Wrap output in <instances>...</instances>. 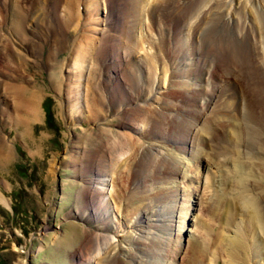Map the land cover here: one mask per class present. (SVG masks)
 Returning <instances> with one entry per match:
<instances>
[{
    "label": "rangeland",
    "instance_id": "374dc122",
    "mask_svg": "<svg viewBox=\"0 0 264 264\" xmlns=\"http://www.w3.org/2000/svg\"><path fill=\"white\" fill-rule=\"evenodd\" d=\"M81 1L83 3L79 5L76 12L79 22L74 20L75 28L72 30L73 34H71L68 47L71 42H78L82 38L81 35L78 38L80 33L96 43L95 51L83 66L87 70L86 74L80 78L78 83L77 94L80 92L82 97L81 103L79 102V107L81 109L83 107L82 115H78L77 107H69L65 98L66 84H70V80L72 81L71 86L75 89L73 84L75 77H73V73L67 71L68 67L62 69V74L58 72L62 76L61 87H56L49 80L51 67L48 66L46 60L48 53L46 46L33 47L31 43H28L23 49L18 47L19 42L14 40L17 45L13 42L10 44L12 43V49H16V51L9 53L11 57L7 56V62L6 58L5 61H0L1 80L7 84L22 83V86L28 90L29 88L34 89L33 86H35L34 90L39 94L38 117L36 121L29 123L27 133L23 135V128L20 125L15 127L18 106L11 102L12 99L5 96V88L2 89L0 83L2 91H0V157L4 160V166H0V264H91L90 255L86 251L95 243L99 244L98 238L102 234L119 241L121 247L125 249V252L117 253L118 258L109 261L108 264H134L133 261L137 258L134 259L131 256L141 253L140 249L143 248L147 249L145 250L147 253L144 251L146 255H143V259L152 260V256L148 252L150 249L147 247V242L150 240L144 239L145 234L149 231L145 226L151 222L143 223L146 221L144 218L147 217L145 216L147 213L139 210L141 206L145 207L149 213L154 211L156 206H160L161 209L165 207L162 213H159L158 216L153 215L150 220H163L162 214L165 218L173 217L171 223L157 222L162 227H159L161 230L159 232L165 237L166 242V238L174 239L180 231L178 226L183 225L178 223L182 222L179 215L187 214L183 232H181V253H178L177 256L178 264H184L188 258L190 261L195 257L191 254L193 246H188L190 238L193 241L194 239L199 240V244L204 241L209 250L202 264H264V235L261 231L264 229V220L261 218L259 221L261 228L258 225L251 226L249 220L252 214H246L243 209L230 211V213L228 208H225L226 205L224 207L226 202L224 197L230 191L242 192L250 197L256 196L258 192L264 194V188L258 186L260 182L264 185V160H261V157L264 158V153H258L259 151L255 148L247 151L244 147L245 142L253 144L248 140L242 141L241 139L248 136L239 134L237 129L235 131V125H231L229 130L231 140L229 142L223 138L226 133L221 131L219 135L224 140L221 139L216 144L214 138L202 136L199 143H203L204 146L199 145L196 148L202 147L201 152L207 160L205 159L203 162L193 160V134L190 133L187 136L188 127L184 122L186 120L189 125L193 123L197 128L205 124L206 118L215 110L214 107L219 98L220 101L229 102L228 104L232 107L229 108L230 111L234 109L236 100L233 99V95L229 98L219 97V92L216 91L211 99L213 87L216 84L223 88L222 82L225 77L222 75L227 71L234 75L236 88L238 87L237 90L241 95L244 94L246 104L253 105L258 100L256 95L252 94L255 86L248 80L247 67L234 68L228 62L224 64L225 59L219 64V57L227 54L230 48L235 47V44H242L246 46V51H249L247 45L256 47L260 42V49L258 48L256 51L253 49L252 53L251 51L250 54L247 53L248 55L245 53V58L246 62L257 69L250 75L256 76V79L262 81L264 78V36L261 41L256 34H249L244 39L241 38L242 25L240 24L242 22L238 23L236 15L233 14V21L227 16L228 19H224L225 23L219 22L217 25V23L210 22L201 28L202 37L201 35L199 38L196 36V40L199 41V49L192 53L190 52L192 51L191 47L196 46L193 45V36L190 34L194 29L195 19L198 18L196 10L201 8V12L204 10L202 13H206V8H208L206 1L199 4L197 2L198 8L196 9L194 2L196 0H172L170 5L168 4L169 7L171 6L168 11L171 14L174 11L172 5L176 6L177 16L176 14L171 17L164 16L160 10L154 16L152 15V19H148L146 14L143 16L141 24L137 21L138 26L132 28V35L134 36L135 32V37H139L140 32L144 31L145 41L140 45L132 44L131 40L125 45L121 44L122 48L133 45L134 55L132 56L128 53L130 51L128 48L121 49L120 46L119 37L121 30L125 27L123 26L125 18L120 17L118 0H99L94 12L93 0H89L88 8L84 7V1ZM104 1L106 2L104 3ZM242 1L244 0H234L235 7H239ZM0 2L2 3L4 0H0ZM46 2L44 8L49 16L47 18H51L53 28L50 32L49 30L43 32L49 34L48 38L51 41L53 40V31L56 30L59 32L60 39V26L62 28V25L58 18L62 16L61 6L56 8L55 0ZM251 2L245 5L249 12L251 9L254 10V3ZM19 5L23 7L22 11H25L22 16L30 18L29 11H32L34 6L38 7V2L37 0H22ZM0 8L3 9L0 11V15H5L6 10L4 11L2 6ZM232 8L234 13L235 8ZM107 10L111 15L104 22L102 20L105 18ZM256 10L259 15L261 8L258 7ZM179 16L185 17L182 18L185 22L183 25L179 22ZM247 17L246 15V28L251 24ZM127 29L131 30V27ZM62 33L64 34V32ZM0 34L4 37L9 36L2 30H0ZM236 39H239V42L235 41ZM244 41L246 44L243 43ZM51 44L53 42H49V46ZM0 48L3 49V46ZM10 48L8 51L11 50ZM71 49L70 47V50H59L56 56L58 61L69 62L72 66L73 60L71 59L76 58L77 54H74ZM19 50L20 52H18ZM21 53L24 56L23 62L18 60ZM201 57L208 59L209 63L206 67L209 68L206 72L203 69L200 75L199 70L196 72V75H199L197 84L200 85L203 95L198 96L193 102L192 99L186 100L181 97L184 93L178 95L176 90L185 89L186 86H182V82L194 83V80L188 79L184 72L190 69V63L193 60ZM134 61L138 62L135 64ZM18 62L21 63L16 66L15 64ZM259 66L263 68H259ZM17 70L18 72H16ZM6 74L7 77L16 76V78L12 82L3 78ZM263 84L264 81L261 84L262 89H264ZM88 88H90L89 97H93L90 101L98 98L97 104L95 101L93 102L97 109L102 111L111 109L108 110L111 115L107 114L105 121L100 120L99 115L95 113H91L93 114L91 116H95L93 121L84 119L87 118L86 108L83 105ZM244 99L242 104H244ZM165 102L179 107L183 104L189 105L187 108L191 110L187 112L184 108V111L162 109L160 106H164ZM154 108L156 109L154 110ZM148 110L152 112L148 113ZM195 111L199 112V122H194L188 116L189 114L193 116ZM232 113V118L229 120L221 114L216 117L232 123L241 124L244 121L248 123L247 114L240 117L239 114ZM166 117L174 118V120L168 122ZM135 119L138 120L135 121ZM141 121H145L146 125ZM119 135H125L131 138V141L137 142V152H134L133 155L128 152L124 154L125 157L128 156L129 163L127 164V161L116 175L107 177L109 183L105 188L108 191L107 199L109 200L103 201L104 195L99 193L100 196L93 197L92 201L96 205H100V209H94L91 206L94 203L90 200L92 196L85 193H91L94 191L93 189L100 187L94 182L105 178V173L101 175L99 160L105 159L104 163L108 166L119 160L109 150L104 153L112 140H119ZM240 135L242 138L238 137ZM181 140H184L182 144ZM2 145L5 148H1ZM255 146L257 147L256 144ZM169 148L179 157L189 158L184 161L191 163L187 165L191 169H188L187 174H192V179L188 178L183 171L179 173L180 169L177 167L175 158L169 161L170 163H164L162 160L161 163L152 164L157 171L156 183L152 182L150 177L146 178L148 173L149 175L155 173L154 171L149 172L147 165L144 164L149 162L147 161L149 155L154 154L158 161L159 156ZM7 153L9 160L6 163L5 155ZM255 160L257 163L254 162ZM251 162L258 165L254 164V168ZM128 167H131L129 172L130 168ZM111 177L115 179L116 183L110 181ZM172 178L177 183L169 184ZM161 180L165 182H160ZM114 184L116 185L113 189L112 185ZM166 185L170 189L166 188ZM192 188L197 189V194L200 197L197 204L191 203V200L189 203L186 202L187 198L190 199L189 193ZM132 194L136 197V201H132L130 198ZM219 196L223 200L221 209L218 204ZM127 200H130L129 205H126ZM159 201L162 202L159 204ZM153 203H158V205H152ZM257 203L261 204L260 201ZM171 208L175 209L174 212H170ZM160 214L161 217H159ZM231 214L232 216H230ZM261 214H263V210ZM140 217L142 218L141 224L136 225V230L131 228L132 224ZM196 217L199 219L196 222L201 223L200 226L195 222ZM169 224L172 226H170L171 230L169 229L170 236L167 232L169 231L168 227L163 226ZM110 225L114 229L113 232L105 230L107 227L110 228ZM186 230H192L194 235L186 233ZM150 231L152 232V230ZM205 231H207L206 234H204ZM135 237L140 238L135 240ZM148 237L150 236L148 235ZM224 238L231 243L240 240L243 242V247L233 246L231 251L226 250ZM165 247L166 245L163 248ZM245 247L246 249H244ZM94 249L96 250V248ZM144 252L142 251V253ZM238 254L245 261L244 263L236 257ZM170 259L173 258L170 257ZM170 259L168 257V260ZM97 261L95 260V264ZM189 263L191 264V262ZM195 263L196 261H192V264Z\"/></svg>",
    "mask_w": 264,
    "mask_h": 264
},
{
    "label": "bare ground",
    "instance_id": "6f19581e",
    "mask_svg": "<svg viewBox=\"0 0 264 264\" xmlns=\"http://www.w3.org/2000/svg\"><path fill=\"white\" fill-rule=\"evenodd\" d=\"M46 1H48V0H37L38 7L34 6L33 10L29 11L30 18H28V17L25 18V17L22 16V13L25 12V11L24 12L22 11L23 7H20V5H19L22 2V0H4V2H2V3L0 2L2 8H4V11L6 10L5 13H4L5 15H3V16L0 15V22L2 23V24L0 23L1 24L0 30H2L3 33L9 34V36L7 35L8 37H4L3 35L0 34L1 35L0 36V46H3V49L0 48V61L3 62V61H5V58H6V62H7V56H10L9 53H11L12 51H14V52L16 51V49H12V47H13V46H11L12 43L10 44V42H13V44H16V42H14V40L18 41L20 45H17V44L16 45L18 47H20V48H23V49L25 48V44H28V43L29 44L31 43V45L33 47H37V46H41V45H42V47L46 46L48 48V53L46 55V60H47L48 66L51 67V70L49 71L50 72L49 73V80L53 84H55L56 87H58V88L61 87L62 76L60 74H62L61 71H62V69L64 67H68L67 71L73 73V77H75V81L73 83L75 85V89H74V87L71 86L72 85V81L70 80V84H68V85L66 84L65 98H66V101L68 102V106L69 107L73 106V107H77L78 108L77 112H78V115L80 116V115H82L83 107H82V109H81V107H79V104L81 103L80 100H81L82 97L80 95V92L77 94V90H79L78 83L80 81V78L84 74H86L85 72L87 70H85V67H83V66L88 61V59L91 58V56L93 54V51H95V48H96L95 44L96 43L93 42V40L90 39L88 36L80 33V34H78V38L80 37V35L82 36V38H80V40L78 38H76L79 41L78 42L73 41L70 44V47L72 48L71 51H74V54H77L76 58H72L71 59V60H73L72 61V66L69 64V62L67 63V62H63V61H58L56 56H57V53H58L59 50H70V47H68V44H69V41H70L71 34H73L72 30L75 28L74 20L78 21V16L76 15V12L78 11L79 5L82 4L83 2L81 0H55L56 1V8H57V6H61L60 12L62 13V16L59 17L57 15V17H59L58 19L60 21V24L62 25V28L60 26V32H61L60 35H61V37L59 39V32L54 30L53 31V40L49 41V38H48L49 34L47 35V34H44L46 32H43L44 30H46V31L49 30V32H50L51 28H53L52 27L53 24L51 23V18H47L48 13H46V10L44 8V6H45L44 4H47ZM83 1H84V7L88 8L89 0H83ZM171 1L172 0H157V1L156 0H118L117 5H118L119 10H120V15H121L120 17L122 19L125 18V20H124L125 23L123 25L125 27L121 30V36L119 37L120 38L121 49H123V48L127 49L128 48L130 50V51H128V53L132 54V56H133L134 55V52H133V49H132L133 45L130 46V47H128L129 46L128 45V46H125V47L122 48L121 44L125 45V43L127 44V42H129V40H131L132 44L134 43V45L135 44H139L140 45L143 41H145L146 36L143 33L144 31L140 32V36L139 37H135V32H134V36L132 35V32H133L132 28L133 27L135 28L136 26H138V23H140L142 21V19L144 18L143 17L144 15L147 14L148 19H152V15L154 16L155 13H157V11L161 10L160 12H162V15H164V16L171 17V16H175V14L177 16V11L176 10H178V9H177L176 6L174 7V5H172V7L174 8V11L171 12L172 15L168 11L171 8V6L170 7L168 6V4L171 3ZM205 1H206V5H207V6L206 5L205 6L208 7V8H206L207 9L206 13H202L204 10L201 12V10H200L201 8L199 9L197 7V2L199 4V3H202V2H205ZM105 2L106 1H104V3ZM154 2H156V3H154ZM160 2H161V4H160ZM194 2L196 3V9L198 8L196 10L197 14H198L197 15L198 18L195 19V25L193 26L194 29H193L192 33L191 34L189 33V34L193 36L192 43L196 47L192 46L191 47L192 51H190V52H192V53L194 52L195 53V51H197L199 49V47H198L199 41L196 40V36L199 38V36L201 35V37H202L203 34L201 33V28H203V27L207 26L208 24H210V22L214 23V24L217 23V25H219V22L225 23L224 19L227 18V16H228V18H230V20L233 21V19H234L233 14L236 15V21L238 23L242 22V24H240V25H242L241 33H240L241 38L244 39L246 37V35H249V34H251V35H255L256 34V36L259 37L260 41L263 39V36H264V27H263V22H264V0H253L252 2L249 1V0H244V1H242L241 5L239 7H235L234 0H226V2H225V0H223V1L222 0H201V1L200 0H196ZM250 2L254 3V5H253L254 6V10L251 9L250 12H249L248 10H246V6L245 5H246V3H250ZM97 3H99V0H93V3H92L93 12L95 11V6H96ZM211 3L212 4L215 3L214 6H212ZM6 4H7V8L5 9ZM74 7H75V9H74ZM232 7L235 8L234 9L235 10L234 13H233V8ZM258 7L261 8V11H260L259 15L256 13V11H257L256 9H258ZM194 8H195V6H194ZM2 10L3 9H1L0 11H2ZM73 10H75V11L73 12ZM45 14H47V15H45ZM110 15H111L110 11L107 10V14H106L105 18L102 21L105 22L106 19H108L110 17ZM246 15L248 16L247 18L249 19V22L251 23L249 25V27H247V28H246V25H245V23H246V21H245L246 20ZM183 16H184V14H183ZM45 18H47V19H45ZM179 18H180L179 22L182 23V25H183L185 22L183 21L184 19H182V18H185V17L179 16ZM137 21H138V23H137ZM139 26H141V25H139ZM180 26H181V24H180ZM228 26H229V23H228ZM129 27H131V30L127 29ZM220 30H222V29H220ZM62 32H64V34ZM27 35H29V36H27ZM235 41L239 42V39H236ZM49 42H51V43L53 42V44H51L49 46ZM8 43H9V45H8ZM243 43L246 44L245 41ZM259 43L257 44L256 47H253V45L252 46L247 45L249 47V51H246V46H244L242 44H235V47L230 48V50H228L227 54H224L223 57L222 56L219 57V59H220L219 64H221L222 61L225 59L224 64H226L228 62L234 68H237L238 66L240 68L247 67V69H248L247 71L249 72L248 80L251 82L252 85L255 86L253 88V90H252V94H254V96L256 95L258 100L255 103L252 102V103H254L253 105L246 104L244 96H243L244 94L241 95L239 90H237L238 87L236 88L234 75L231 72H228V71L226 73H224L222 75L223 77H225L224 82H222V87L223 88H220V86H217V84H216L213 87V92L211 94V99L214 97L216 91L219 92V97H228L229 98V97H231V95H233V99L236 100V103L233 101L234 102V109H232L230 111L229 108L231 109L232 107H231L230 104H228L229 102L228 101H220V98H219L218 102H216V104H215V107H214L215 110L212 112V114H210L206 118L205 124H202V126H200L199 128H197V126L195 124H193V123L189 125V123L186 120L184 121L186 126L188 127L187 136H189L190 133L193 134V139H194L192 141V150H194V152H193L194 154L192 155V157H193L192 159L193 160L194 159L195 160H199V162H203L205 159L207 160V158L201 152L202 147L200 149L196 148V147H199V145L200 146H204L203 143H199L201 141L200 139L202 138V136H205L206 138H208V137L209 138H214L215 139V144L219 140H221L223 138L226 139L229 142V140H231L230 131H229L231 129V125H235L234 126L235 127V131L237 129L239 131V134L241 133V135H244V136L247 135L248 136L247 138L245 137V138L241 139L242 141L248 140V141L251 142V144H253V145H250L249 143L246 144V142H245L244 147H245V149L247 151L248 150L250 151L251 149L255 148V149H257L259 151L258 153H260V152L264 153V89L261 88V84L264 81V78H262V81H261V79H259V80L256 79V76L254 77V76L250 75V73H253V71L256 69V67H252L248 62H246V58H245V53L246 54L247 53L250 54V51L252 53L253 49H255V51L258 50V48L260 49L261 45ZM7 46L11 47V48L9 47L11 49L10 51H8L9 48ZM18 52H20V50ZM166 54H167V51H166ZM175 54H177V53L175 52ZM20 56L21 57L18 60L23 62L24 56L22 55V53L20 54ZM131 60H133V58H131ZM134 60H135V58H134ZM149 61H150V59H149ZM136 62H138V61H134L135 64H136ZM20 63L18 62L15 65L17 66ZM208 63H209V61L205 57H203V58L201 57L199 59L196 58V60H193L192 63H190V69L187 72H184V73H185V76H187L188 79L190 78L191 80H194V83L189 84L187 82L186 83L182 82V86L183 85L186 86L185 89L184 90H176V93L178 95L184 93L181 97H184V99H186V100L187 99H192L193 102L196 100V98H198V96L203 95V92H201L202 89H200V87H199L200 85L197 84V82H198L197 79L199 78V75L202 73L203 69H204L205 72L208 70L209 67H206V65L208 66ZM18 67H16V68L18 69ZM259 68H263V67L259 66ZM197 70H199V75L198 76L196 75ZM16 72H18V70ZM16 72H15V74H16ZM0 73H1V70H0ZM226 77H229V78H226ZM3 78H6V79L12 81L13 79L16 78V76L7 77V74H6V76H3ZM2 81L3 80H1L0 83L2 85V89L5 88V96H7L9 99H12L11 102L18 106V110H17L16 115H15V120H17V122L15 124V127H16V125H20L23 128V132L22 133H23V135H25L27 133V128H28L29 123L32 122V121H36V119L38 117L39 110H38V103L37 102H38L39 94L37 93L36 90H34L35 86H33L34 89H30L29 88V90H28L27 88H24L22 86V83L14 82L12 84L11 83L7 84V83H5V81H3V82ZM20 82H22L21 79H20ZM176 85H178V84H176ZM191 85H193V86H191ZM262 86H264V84ZM191 87H192V89H191ZM260 88H261V90H260ZM89 90H90V88H88V90L86 91V93H88V94H86L85 103L83 105L86 108L85 112L87 113V118H84V119H88L89 121H93L94 120L93 118H95V116H91V115H93L91 113H95L96 115H99L100 120L103 119L105 121V119H106L105 116L107 114L108 115L110 114V112L108 111L110 108L109 109H105V111L97 109L95 103L97 104L98 98H95V100H93L91 102L90 100L93 99V97H89ZM245 95L247 96V94H245ZM20 98H21L22 102L19 101ZM243 99H244V104H242ZM246 100H247V97H246ZM94 101H95V103H93ZM188 106L183 104V106L181 105V107H179V106H177L175 104L169 105L168 102L167 103L165 102L164 106H160V107L162 109H165V108L167 109L168 108L169 110H172V111H176V110L184 111V110H186L187 112H189V110H191V109L188 110V108H187ZM183 108H184V110H183ZM155 109L156 108H154V110ZM150 112H152V111L148 110V113H150ZM232 112H235L236 115L239 114L240 117L243 114H247L248 117H249L248 123L245 122V121L243 123H241V124H238L237 122L232 123L231 121L221 120L220 118L216 117L217 115L221 114V115L226 116V118H228V120H229V119L232 118V114H233ZM193 114H194L193 116H191L190 114L188 116H190L193 119L194 122H199L198 121L199 112L195 111V112H193ZM166 118H167L168 122H171V121L174 120V118H170V117H166ZM138 119H135V121L138 120ZM142 122H143V124L145 123V121H141V123ZM149 123H151V122L149 121ZM190 123H191V121H190ZM242 124H244V125H242ZM145 125H146V123H145ZM220 131L226 133L223 138L221 137V135H219ZM241 135L238 136V137L242 138ZM112 137H113V135H112ZM118 139L119 140H115V139L112 140L109 143L108 147L106 146L107 147V151L105 150L104 153H107L108 150H109V152H111L112 155L116 159L119 158V160L116 161V163L112 162V164L109 165V166L106 163H104L105 159L104 160L103 159L99 160V163H100L99 166L101 168L100 172H101V175L105 173V178L102 177L103 179L101 181L94 182V183L99 184L100 187L98 186V187H96V189H93V188L90 187L94 191H91V193L90 192H86L85 193L88 196H92V197H90L91 201H92V198L93 197H97V195H99V193H100V195L102 194V196L104 195L103 196L104 199H102L103 201L107 199V196H109L108 195V191L105 188L106 186H108V183H109V179L107 180V177L109 178L110 175H116L120 171V168L123 167L124 165H126V162L128 161V159H127L128 156L127 157L124 156V154H126V152L131 153L132 155L134 154V152H137V150H136L137 146H138L137 142L135 143V142L131 141V138H128L125 135L124 136L119 135ZM182 141L184 142V140H181V144H182ZM255 144L257 145V147L255 146ZM100 145H101V143H100ZM1 148H5V146L2 145ZM101 151H103V150H101ZM184 152H186V151L184 150ZM172 153H173V150L171 148L166 149V151H164V153H162V154L160 153L161 156H159L158 161H156V158H155L154 154H153L154 156L152 154H150L149 157H148L149 160H147L149 162L148 163L145 162L144 164L147 165V168H148L149 172H153L154 171L155 173H150V175H149V173H148V175L146 174L147 175L146 178L150 177L152 182L156 183L157 171L152 166V164L155 163V162H158V163L160 162L161 163L162 160H164V163H166V162L170 163L169 161L173 160L174 158L177 159L175 162L177 164V167L180 169L179 173L181 171H183L188 178L189 177L190 178L193 177L192 174H190V175L187 174V171L189 169L187 167V165H190L191 163H186L184 161V160H189V158H182V156L179 157L178 155H176V153L175 154L173 153L175 155L174 156ZM100 156H102V155H100ZM106 156H108V155L106 154ZM5 157H6V163H7V161L9 160V154L7 153L5 155ZM108 158H110V157H108ZM261 160H264V158L261 157ZM254 162L257 163L256 160ZM254 162H251L253 167L256 165ZM128 163H129V161L127 162V164ZM212 165H214V164L212 163ZM0 166H2V167L4 166V160L2 159V157H0ZM259 166L261 167V165H259ZM128 168H130V169H128V172H129V170H131V167H128ZM189 170H191V169H189ZM127 177H128V175H127ZM112 178L113 177H111L110 181H114L115 180L114 178L113 179ZM246 178H248V177H246ZM167 179H168V177H167ZM114 182L116 183V181H114ZM145 182H147L146 179H145ZM160 182H165V181L161 180ZM169 182H170L169 184H171V185H172V183H177L176 180L173 179V178ZM115 185L116 184L112 185L113 189H114ZM162 185L164 187L165 183L162 184ZM158 186H160V185H158ZM258 186L261 187V188H264V185H262L261 182L258 183ZM163 187H161V188H163ZM166 188H169L168 185H166ZM190 190H191L190 193H189L190 194L189 195L190 199L187 198L186 202L189 203L190 200H191V203L193 202V203L197 204V200L200 201L199 194H197V189L196 188L195 189L192 188ZM112 191H114V190H112ZM151 193H152V191H151ZM147 195H149L148 192H147ZM112 196L114 198V195H112ZM146 197H148V196H146ZM130 198L132 199V201H136V197H134L133 194L131 195ZM220 198L221 197L219 196L218 197V199H219L218 200V204H219L220 209H221L223 200L220 199ZM225 199H226V202L224 204V207L226 205L225 208L226 209L228 208V212H230V211L234 212L237 209H243V210H245L246 214H248V215H249V213L252 214L250 216L251 218L249 220L250 225L251 226H257L258 225L259 228H261V225H259V221L261 220V218H262V220H264V216H263V214H264V194H263V192H258L256 196L250 197V196H248V195H246V194H244L242 192L241 193H239V192L237 193L235 191L234 192L230 191L229 193H227L225 195L224 201H225ZM107 200H109V199H107ZM194 200H195V202H194ZM210 200L212 201V199H210ZM129 201L127 200L126 205L130 204ZM162 201H159V204ZM257 201H260L261 204H258ZM152 205H158V203H153ZM91 206H93L94 209L95 208L100 209V205L98 206L95 203L91 204ZM159 207L160 206H156L155 207L156 209L154 211L150 212V213H149V211L147 209H145V207H142V206L139 207V210H141L143 213L144 212L147 213L145 215L147 217L144 218V219H146V221H143V223L147 224V222H151V224H148V225L145 226L149 231H147V234L144 233L147 236V237L145 236L144 239L150 240L149 242H147V247L150 249V250H148V252H150V255L152 256V260L147 261V259H143L144 258L143 255L145 256L146 255L145 252L147 253V251H145L147 249L144 250V248H143V249H140L141 253H138V254H135V255L131 256L134 259L137 258L136 260L133 259L134 260L133 261L134 264L135 263L136 264H178L177 263V256H178V253H181V249H180L181 232H183L184 220H186L187 214L185 215L183 213L182 215L181 214L179 215L180 218L182 219V222H178V223L179 224H183V225L182 226L181 225L178 226V230H180V231H178V233L175 235V238L174 239H170V238L167 239L166 238V240H167V242H166L165 241V237H163L161 232H159V231H161L159 229V227H161V226L157 222H164V223L165 222H170L171 223V221L173 222V220H172L173 217L167 216L169 218H165L163 214H162V217H161V214H160L159 217H161L163 220H158V219H156V220L151 219L150 220V218L153 215L158 216L159 213H162L165 210V207H162V209H161V207L160 208ZM152 208H154V207L152 206ZM174 210H173V208H171L170 212H174ZM218 210H219V208H218ZM262 210H263V214H261ZM107 211H108V207H107ZM105 212H106V210H105ZM145 216H143V217H145ZM230 216H232V214ZM107 218H108V216H107ZM109 221H110V219H109ZM141 221H142V218L140 217L139 220H136L134 222V224H132L131 228H134L136 230V227H137L136 225H138V223L141 224ZM196 221H199V219H197V217L195 218V222ZM197 225L200 226L201 223H197ZM103 226H105V225H103ZM163 226L164 227H168L167 229L169 230L171 224L163 225ZM105 230L107 232L108 231L109 232H113L114 229L111 226L110 228L107 227V229H105ZM150 230H152V232ZM170 230L167 231L169 236L171 235V231ZM261 231H263V235H264V229H262ZM186 233H188L190 235L192 233V235H194V232L192 230H186ZM206 233H207V231L204 232V234H206ZM148 235L150 237H148ZM139 238L140 237H135L134 239L135 240L136 239L139 240ZM190 239L191 240L188 242V246H193L191 254H192V256L195 255V257L191 258L190 261H189V258H188L187 262H184L185 261L184 260L183 261L184 264H188L189 262H191V264H192V261H196L195 264L204 263L203 261H205L204 259H205L206 255L209 253V250L206 247V244H204V241H201L202 245H200L201 243L200 244L198 243L199 240L196 241V239H194V241H193L192 238H190ZM224 240H225L224 246H225L226 250L231 251L233 246L243 247V242L240 241V240H235L232 243H231V241H229L226 238H224L223 241ZM98 242H99V244L95 243L94 246L89 247L88 251H86L90 255V261H92L93 264H95V260H98L96 264H108L109 261L115 260L116 258H118L117 255H116L117 253L125 252V249L121 247L119 241L115 240L112 237H107L106 234H102L98 238ZM143 242H145V241H143ZM233 244H235V245H233ZM163 245L164 246L166 245V247L163 248L164 247ZM94 248H96V250ZM188 249H190V248H188ZM244 249H246V247ZM142 251L143 252L145 251V252L142 253ZM259 251H261V250H259ZM229 253L231 254V252H229ZM91 255H93V256H91ZM168 257H169V259H170V257L173 258V259L168 260ZM236 257L240 261L242 260V258L239 257V254ZM241 262L244 263L245 261L242 260Z\"/></svg>",
    "mask_w": 264,
    "mask_h": 264
}]
</instances>
